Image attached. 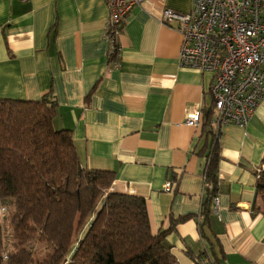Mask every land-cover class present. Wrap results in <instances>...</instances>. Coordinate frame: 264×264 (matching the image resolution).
<instances>
[{
  "label": "crops",
  "instance_id": "1",
  "mask_svg": "<svg viewBox=\"0 0 264 264\" xmlns=\"http://www.w3.org/2000/svg\"><path fill=\"white\" fill-rule=\"evenodd\" d=\"M191 0H143L109 62L104 0H0V98L57 102L55 129H71L81 164L114 172L111 190L143 197L153 233L176 264H264V215L256 173L264 166V99L245 127L215 126L220 144L218 215L200 233L207 199V137L187 115L211 106L210 72L181 67L182 36L159 22ZM212 206V205H211ZM177 221L172 226L174 220ZM170 228V229H169Z\"/></svg>",
  "mask_w": 264,
  "mask_h": 264
},
{
  "label": "trees",
  "instance_id": "2",
  "mask_svg": "<svg viewBox=\"0 0 264 264\" xmlns=\"http://www.w3.org/2000/svg\"><path fill=\"white\" fill-rule=\"evenodd\" d=\"M57 107L50 92L0 98V264H176L168 230H151L145 199L112 191L113 171L81 164L72 130L53 127ZM212 111L211 103L202 115L204 181L212 185L199 221L203 237L219 183ZM256 176L253 207L264 215V169Z\"/></svg>",
  "mask_w": 264,
  "mask_h": 264
},
{
  "label": "built area",
  "instance_id": "3",
  "mask_svg": "<svg viewBox=\"0 0 264 264\" xmlns=\"http://www.w3.org/2000/svg\"><path fill=\"white\" fill-rule=\"evenodd\" d=\"M142 1L104 0L109 57H118L122 24ZM158 20L182 36L178 56L181 67L212 73L208 89L213 104L212 123L218 127H245L264 99V0H191L189 11L165 7ZM110 63L117 65V60ZM201 117L197 110L187 115L185 122L198 126ZM205 188L212 189V185L205 182ZM212 211L218 215L217 194L212 198ZM195 261L216 264L207 256Z\"/></svg>",
  "mask_w": 264,
  "mask_h": 264
}]
</instances>
